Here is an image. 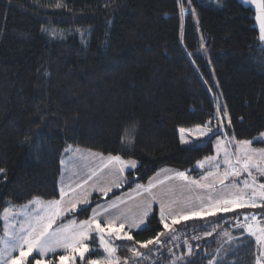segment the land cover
Returning a JSON list of instances; mask_svg holds the SVG:
<instances>
[{"label":"trees","instance_id":"trees-1","mask_svg":"<svg viewBox=\"0 0 264 264\" xmlns=\"http://www.w3.org/2000/svg\"><path fill=\"white\" fill-rule=\"evenodd\" d=\"M181 3L188 13L181 15ZM253 24L236 0H0V167L7 170L0 212L7 202L59 198L70 146L137 161L114 197L161 168L199 175L195 165L214 154L217 136L183 145L179 128L205 124L218 105L227 106L232 125L225 120L219 136L257 137L264 131V44ZM102 200L94 196L66 218L88 219ZM233 215L181 222L180 238L149 246L155 253L142 264H185L177 259L185 240L194 246L185 257L192 264H255L254 241L229 244L223 236L241 235L227 222ZM162 230L155 209L132 235L144 241ZM132 243L117 255L130 256Z\"/></svg>","mask_w":264,"mask_h":264},{"label":"snow or ice","instance_id":"snow-or-ice-1","mask_svg":"<svg viewBox=\"0 0 264 264\" xmlns=\"http://www.w3.org/2000/svg\"><path fill=\"white\" fill-rule=\"evenodd\" d=\"M188 2L190 3L191 0ZM246 2L255 5L256 20L259 24L258 39L264 42V0H246ZM55 6L64 7L62 3H57ZM180 12L183 15V3H181ZM192 14L195 15L194 10ZM213 120L217 122L216 128L211 126ZM225 120L227 121L226 126L230 128L232 126L231 117L227 106L218 105L215 114L210 116L205 124L196 125L193 128H179L180 141L183 144H190L192 141L189 137L195 136L196 139L206 136L218 137L223 130ZM226 135L229 136L226 143L222 144L219 139L217 140L216 156H207L198 162L199 168L204 169L205 164L209 168L199 179H192L185 172H177L175 176L170 175L155 182L149 181L146 186L137 184V195L147 194L148 197L137 205L141 209L138 215L129 216L120 213L107 216L102 220L101 217L110 209L119 207L114 202L103 211L99 210V207L92 209V215L88 219L79 222L69 220L68 223L54 228L58 220L63 219L67 213L75 212L78 205L89 204L90 193L85 186L89 185L94 178L100 177L104 169H111L114 176L111 185L98 187L97 183H93L91 188L107 196L112 185L121 186L120 178L123 177L125 169L129 167L134 169L137 166V161L134 159L125 160L118 154L105 156L99 152L89 151L90 157L99 159V166L91 169L80 182L62 183L59 188V198L45 200L36 196L19 209L11 202L3 205V210L0 212V219L4 222L3 235L0 236V264H54L51 258L44 260L49 253L56 254L55 259L58 264H77V257L81 264H139L140 258L145 255L140 249L151 251L149 246H155L159 250L172 240H178L180 237L177 232L180 230L175 226L181 222L194 219L204 220L218 214L229 213L234 215L227 222L235 223L236 228L241 229L242 232L240 236L233 237L230 232L225 231L223 236L226 242L231 244L233 240H238L244 244L245 237L249 242L254 241L258 250L255 264H264V182L258 180V176L264 177V147L253 146L254 142L264 143V131L252 139L237 140L234 134L226 133ZM231 143L236 145L234 153L228 151L227 144ZM70 150L71 146L65 149L66 152ZM221 151L224 152L223 172H221V162L218 161ZM75 153L79 154L80 149H75ZM81 159H87V157L81 156ZM6 172L5 168L0 167V180L7 179ZM243 173L247 174V178L239 180L238 178ZM230 178L236 179L231 183H226ZM173 179L183 182L180 185L181 191L195 192L199 189L203 194L197 193L195 196H189L180 201L175 198L165 199V197H172L176 190L174 186H169L160 193L153 191L158 185H164L166 180ZM217 184L222 186L219 192H217ZM154 202L159 203V221L163 230L147 240H134L132 230H143L141 226L146 227ZM177 203L181 205L179 208L174 207ZM246 209H261L262 211L259 213L244 211ZM85 210L81 209L82 212ZM17 217H23V219H16ZM220 223V220L213 222V231ZM202 231L205 236L212 235V231ZM162 237L166 238L161 239ZM94 239L98 240L103 255L86 259V254L91 250L88 241ZM192 239L198 240L200 237L193 236ZM121 240L133 242L127 246L130 256L117 255L122 246L117 245L115 241ZM184 245L186 252L177 259L185 261V264H192V261L185 260V257L193 256L194 246L187 240L184 241ZM34 253L37 255H33ZM169 253L172 254L171 249ZM172 264H176V261H172ZM209 264H216V261L210 258Z\"/></svg>","mask_w":264,"mask_h":264},{"label":"rangeland","instance_id":"rangeland-1","mask_svg":"<svg viewBox=\"0 0 264 264\" xmlns=\"http://www.w3.org/2000/svg\"><path fill=\"white\" fill-rule=\"evenodd\" d=\"M189 11L184 10L183 14L188 13ZM220 140L222 144L226 143L229 139V137L226 136H218L217 138H215V140L213 141V146L216 147L217 145V140ZM183 144V143H182ZM191 144V143H190ZM183 145H189V144H183ZM254 147H264V143L262 145H255L253 144ZM228 147V151L229 153H234L236 150V145L234 143L231 144H227ZM75 150V149H72ZM70 150V151H72ZM92 152V151H91ZM216 154L212 155V156H216ZM81 156L83 157H87V159H81ZM223 157H224V152L221 151L219 156H218V161L221 162V172H223ZM100 161L98 158H92L89 156V150H81L80 149V153L76 154V153H72L69 156H67V158L64 159L63 161V175L62 178H60L59 181V188L60 186L63 184H67L69 182H80L82 181L88 174L89 171L91 169H95L99 166ZM135 169V168H134ZM133 168H126L124 173H123V177L120 178V187H115L114 185L111 186V191L107 193V196H105L102 192L98 191V190H93L91 188V185L93 183H97L98 187H104L105 185H111V181L112 179H114V176L112 175L111 169H104V171L100 174V177L98 178H94L93 181L89 182V185H86L85 187L88 189L90 195H89V204L92 202L93 197L97 196L99 198H102V201H99L97 204H95L93 206L92 209L94 208H98L99 210L103 211L104 208L109 207L112 203H117L119 205L118 208L115 209H110L109 212L105 213L104 216L101 217V219L103 220L105 217L107 216H113V215H119L120 213H125L126 215H133V214H139L141 209H139L137 207V205L142 201V200H146L148 199L147 194L143 195V196H138L137 195V184H135L133 186L132 189L125 191V192H121L120 194H118L117 196L114 197H110L113 193L119 191L121 188H123V186H125L126 183H128L127 181V172L129 171H133ZM74 173H77V175H74ZM170 173H174L173 169L170 167H165V168H161L160 170H158L154 176H152L145 184L143 185H147L149 183V181H157L161 178H163L166 174H170ZM254 174H256L254 172ZM258 175V174H257ZM191 177V176H190ZM193 178V177H192ZM200 176L193 178V179H199ZM247 178V174L243 173L238 179L239 180H243ZM236 178H230L228 181H226V183H231L233 180H235ZM264 179V177H259L258 176V180L261 182ZM182 181L173 179V180H167L166 183L164 185H158L157 188L153 189L154 192L156 193H160L162 190H166L169 186H174L175 187V192L172 194V197H165V199H169V198H175L177 200H184L185 198L189 197V196H195L197 193L203 194L201 192V190L197 189L195 192H188V191H181L180 185L182 184ZM222 186L217 184V192H219L221 190ZM110 197V198H108ZM123 201V202H121ZM28 204V203H26ZM26 204H22V205H26ZM87 204V205H89ZM17 207V209H19L20 206L22 205H16L13 204ZM87 205H78L77 206V210L84 208ZM181 205L179 203H177L174 207L179 208ZM156 209L157 211V217L159 219V203L154 202L152 204L151 207V211H150V215H153L154 210ZM244 211H249V212H261V209H246ZM2 212V211H1ZM70 213H67L64 215L63 219L58 220L56 225H54V228L56 227H60L62 224H66L68 223L69 220H76L77 222H79L75 217H71V218H66ZM91 215H92V210H91ZM220 215V214H218ZM148 217V218H149ZM147 218V220H148ZM16 219H23V217H17ZM15 222V221H14ZM160 222V221H159ZM0 224H1V230H0V236L3 235V231H4V222L2 219H0ZM146 226H147V222H146ZM142 229L145 228V226H141ZM139 231V229H133L132 232H136ZM131 232V234H132ZM124 242L128 244L129 241H115V243L117 245H123L122 243ZM89 245H90V252L86 254V259L87 257H92V258H96L99 256L103 255V250L102 248L99 247V243L98 240H90L88 241ZM126 245V244H125ZM131 245V244H129ZM140 251L142 253H145V255L140 258L139 264H142L143 261H145L149 256L154 255V251L153 250H149V249H140ZM33 255H37L36 253H34ZM56 254L53 253H49L47 257H44V260L47 261L49 258L53 259L54 264H58V261H56L55 259ZM31 260V257L29 258ZM77 264H81V262L79 261V257H77Z\"/></svg>","mask_w":264,"mask_h":264},{"label":"crops","instance_id":"crops-1","mask_svg":"<svg viewBox=\"0 0 264 264\" xmlns=\"http://www.w3.org/2000/svg\"><path fill=\"white\" fill-rule=\"evenodd\" d=\"M222 138V137H221ZM214 147V146H213ZM82 150V149H81ZM216 152H217V148L216 147H214V155L216 154ZM72 153H75V150H72V151H70V153L67 155V156H69L70 154H72ZM67 156H65L63 159H62V161H64V159L65 158H67ZM198 164V163H197ZM197 164L195 165V170L196 171H198V174L199 175H197V176H191V178L193 177V178H196V177H198V176H201V175H203V174H205L206 173V171H208L209 170V168H208V165L207 164H205V168L204 169H201V168H199L198 166H197ZM173 171H174V173H170V174H166L163 178H161V179H159V180H162V179H165L167 176H175V174L178 172V171H176L175 169H173ZM186 173V172H185ZM187 175H189V173H186ZM62 175H63V163H62V174H61V178H62ZM190 176V175H189ZM192 178V179H193ZM264 180V179H263ZM261 181V182H264V181ZM158 181V180H157ZM167 181V180H166Z\"/></svg>","mask_w":264,"mask_h":264},{"label":"water","instance_id":"water-1","mask_svg":"<svg viewBox=\"0 0 264 264\" xmlns=\"http://www.w3.org/2000/svg\"><path fill=\"white\" fill-rule=\"evenodd\" d=\"M243 8L245 9H249L252 14H253V28L257 31V34H259V24L256 20V15H257V12H256V8H255V5L254 4H250V3H247L246 0H236ZM261 42V41H260ZM264 44V42H261ZM222 131L219 133L221 134ZM209 138V137H208ZM210 139V138H209Z\"/></svg>","mask_w":264,"mask_h":264},{"label":"bare ground","instance_id":"bare-ground-1","mask_svg":"<svg viewBox=\"0 0 264 264\" xmlns=\"http://www.w3.org/2000/svg\"><path fill=\"white\" fill-rule=\"evenodd\" d=\"M210 137H215V136H210Z\"/></svg>","mask_w":264,"mask_h":264}]
</instances>
